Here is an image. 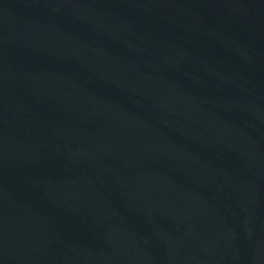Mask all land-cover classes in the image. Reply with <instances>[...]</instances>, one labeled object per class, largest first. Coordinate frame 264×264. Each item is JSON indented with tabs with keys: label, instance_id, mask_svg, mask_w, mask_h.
<instances>
[{
	"label": "water",
	"instance_id": "95a60500",
	"mask_svg": "<svg viewBox=\"0 0 264 264\" xmlns=\"http://www.w3.org/2000/svg\"><path fill=\"white\" fill-rule=\"evenodd\" d=\"M0 264H264V0H0Z\"/></svg>",
	"mask_w": 264,
	"mask_h": 264
}]
</instances>
